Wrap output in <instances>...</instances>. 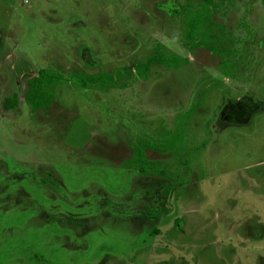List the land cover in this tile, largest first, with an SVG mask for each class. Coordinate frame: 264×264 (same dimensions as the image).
<instances>
[{
    "label": "rangeland",
    "instance_id": "rangeland-1",
    "mask_svg": "<svg viewBox=\"0 0 264 264\" xmlns=\"http://www.w3.org/2000/svg\"><path fill=\"white\" fill-rule=\"evenodd\" d=\"M198 2L0 0V99L21 101L0 109V264H264V0H213L216 51L183 44ZM157 43L188 61L134 78ZM43 67L64 78L30 113ZM145 143L157 174L125 164Z\"/></svg>",
    "mask_w": 264,
    "mask_h": 264
},
{
    "label": "trees",
    "instance_id": "trees-1",
    "mask_svg": "<svg viewBox=\"0 0 264 264\" xmlns=\"http://www.w3.org/2000/svg\"><path fill=\"white\" fill-rule=\"evenodd\" d=\"M212 5L213 0H199L196 8H192V5L186 4L180 9V17L186 26L183 31V44L190 50L201 45H205L209 49L216 51L214 46L208 43L210 40L209 33L211 31L209 16L212 10ZM187 61V56H182L174 51H166L164 44L157 43L154 47L153 53L145 60V62H141L136 65L137 72L134 78H147L150 74L151 66L154 63L163 64L167 67H178ZM226 64V61H222V66L223 68L225 67L223 74L225 76H229L230 73L226 70ZM131 72L132 69L127 68L124 72H117L115 75L104 73L70 72V76L75 77L76 80L83 86L92 84L100 88H109L115 85H123V82L118 81V79H120L119 77L123 75L129 76ZM63 78L64 74L62 71L50 67L40 68L36 74L30 76L27 79L28 88L23 97V102L25 103L28 111L33 113L40 109H47L53 99L56 85L59 84ZM20 103L21 101L16 94L12 96H4L0 99V109L2 111L15 109ZM193 110L194 107L192 106L185 112L181 113L178 120H176L173 131V149H175V142L181 141L188 117L191 116ZM147 147L151 149L156 148L148 143L134 147L131 156L125 161V164L135 167L134 169L141 174H157L158 163L151 162L145 157L144 151ZM169 148L171 149L170 146ZM151 166L152 168L150 170H146L147 167ZM41 181H48L50 183V180L46 178H41ZM146 212L147 213L144 214L150 215L148 210H146Z\"/></svg>",
    "mask_w": 264,
    "mask_h": 264
}]
</instances>
